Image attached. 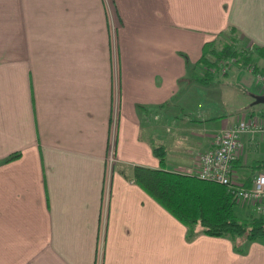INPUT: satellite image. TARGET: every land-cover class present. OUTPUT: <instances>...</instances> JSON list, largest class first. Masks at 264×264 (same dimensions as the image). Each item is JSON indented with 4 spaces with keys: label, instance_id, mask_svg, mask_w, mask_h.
<instances>
[{
    "label": "crops",
    "instance_id": "0c3cea01",
    "mask_svg": "<svg viewBox=\"0 0 264 264\" xmlns=\"http://www.w3.org/2000/svg\"><path fill=\"white\" fill-rule=\"evenodd\" d=\"M228 27L264 47V0H0V264H264V241L188 238L132 177L159 166L155 144L193 174L241 113L264 118V104L212 114L201 96L219 83L190 80ZM259 171L264 133L244 134L232 176Z\"/></svg>",
    "mask_w": 264,
    "mask_h": 264
},
{
    "label": "trees",
    "instance_id": "16d2710c",
    "mask_svg": "<svg viewBox=\"0 0 264 264\" xmlns=\"http://www.w3.org/2000/svg\"><path fill=\"white\" fill-rule=\"evenodd\" d=\"M228 29L229 37L220 40V47L216 44L217 37L203 45L198 63L204 65L205 71L201 77L191 74L190 80L203 83L218 82L215 78L221 72V66L228 67L231 58H234L235 64L240 68L254 63V54L243 46H237V29ZM256 49L264 56V47ZM186 61L188 64L187 58ZM215 69L216 71L212 72ZM152 152L159 166L151 168L134 165L133 180L186 226L188 238L200 232L210 236L229 237L235 249L240 252L251 241H264V215L239 217L235 212L236 199L227 190L226 185L201 179L193 174L167 170L166 149L162 144L152 146ZM18 155V152H13L5 161Z\"/></svg>",
    "mask_w": 264,
    "mask_h": 264
},
{
    "label": "built area",
    "instance_id": "2783aa9c",
    "mask_svg": "<svg viewBox=\"0 0 264 264\" xmlns=\"http://www.w3.org/2000/svg\"><path fill=\"white\" fill-rule=\"evenodd\" d=\"M257 79L264 84V73H258ZM257 133H264V119L256 114L243 115L232 125L222 128L200 155L193 175L226 185L236 201L250 203L253 211L264 215V171L256 173L248 186L238 183L232 176V163L240 146V137Z\"/></svg>",
    "mask_w": 264,
    "mask_h": 264
},
{
    "label": "rangeland",
    "instance_id": "374dc122",
    "mask_svg": "<svg viewBox=\"0 0 264 264\" xmlns=\"http://www.w3.org/2000/svg\"><path fill=\"white\" fill-rule=\"evenodd\" d=\"M229 28V27H228ZM225 29L224 31H221L219 33V35L217 36V46L220 47V40H225L228 39V35L229 33V29ZM238 33V32H237ZM236 33L237 37H238V43L237 46H243L247 49V51H249L250 53L254 54V63L249 65L248 67H238L235 62H234V58H231V63L229 64L228 67H222L221 66V72L219 73L218 76H216L215 79H218L216 83V86L214 85L211 88H203V91L205 92L204 95H202L201 97H205L207 95V93H211V101H212V114L216 113L219 116L223 113H227V112H233V113H238V111L245 107V106H250V103L252 102L253 98H251L252 96H250V93L252 92L251 90L254 91H264V84H262L261 82L258 81L257 79V74L258 73H264V67H261V62L258 60L259 58L264 59V56H261L258 52H257V47L253 42H249L246 41L244 39H242L240 36H238V34ZM264 63V62H262ZM231 65V66H230ZM254 65L256 66V68H254ZM253 67L252 71H250V68ZM216 71V69L214 70V72ZM235 71V72H242V71H246L248 72L250 75H252L254 77L253 80V84L255 85V88H253V85L250 88V85H245L243 84L244 82H242L240 79H232L231 77L227 76L225 77L227 74H229L231 76V72ZM191 95H194L193 97L196 99L198 97H200V93L199 92H193L191 90ZM188 93V94H190ZM187 97L189 98V95H187ZM262 104H252L253 107H257V106H261ZM195 114L194 111L191 112V114ZM246 115L247 117L249 115L245 114V113H241L240 114V118ZM195 116V115H193ZM258 116V115H257ZM262 118V117H260ZM264 119V118H262ZM155 145H159V144H155ZM170 149L172 150H176V148L173 146V148L170 147ZM204 152V151H203ZM199 153L198 155V159L200 157V155L203 153ZM170 155H173L172 152H170ZM166 158V155H165ZM112 158L109 160V162H111ZM169 160H171V158H169ZM236 205H235V212L239 217L245 218L248 216H257L258 213H256L255 211L252 210V205L250 203L247 202H240V201H236ZM242 208V209H241ZM244 209V210H243Z\"/></svg>",
    "mask_w": 264,
    "mask_h": 264
},
{
    "label": "water",
    "instance_id": "95a60500",
    "mask_svg": "<svg viewBox=\"0 0 264 264\" xmlns=\"http://www.w3.org/2000/svg\"><path fill=\"white\" fill-rule=\"evenodd\" d=\"M252 102L251 104H264V93H260V94H252Z\"/></svg>",
    "mask_w": 264,
    "mask_h": 264
}]
</instances>
